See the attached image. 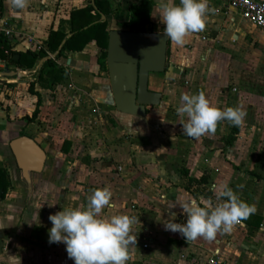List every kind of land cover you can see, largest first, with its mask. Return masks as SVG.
<instances>
[{
	"label": "crops",
	"instance_id": "obj_1",
	"mask_svg": "<svg viewBox=\"0 0 264 264\" xmlns=\"http://www.w3.org/2000/svg\"><path fill=\"white\" fill-rule=\"evenodd\" d=\"M114 1L119 13L103 15L108 31L129 30L128 7L138 1ZM152 1L144 31L164 33L157 0ZM89 4L92 0H30L17 17L0 0L1 15L13 30L10 38L0 36V170L6 172L7 187L0 195V264H75L63 242L49 243V216L86 207L93 191L105 187L114 207L101 215L137 218L131 230L137 242L130 246L127 264H208L213 255L221 264H264V31L226 10V0H209L215 11L208 13L205 30L183 47L168 38L165 72L149 75L148 88L161 93V103L147 109L145 125L115 110L94 41L59 59L47 52L28 67L37 45L47 51L49 30L67 39L70 12ZM47 60L62 68L59 79L50 67L41 74ZM232 66L251 73L245 92L229 101L220 87L212 97L205 76L229 73ZM31 89L40 97L39 113L26 123L37 102ZM199 92L221 109L240 105L247 113L244 123L234 126L224 120L215 134L199 139L184 135L187 117L177 114L181 96ZM21 132L46 150L44 168L31 174L29 187L16 162L4 165L8 142ZM223 184L256 209L232 232L218 233L211 242H187L180 233L165 230L173 220L186 223L181 203L226 201H217L213 190Z\"/></svg>",
	"mask_w": 264,
	"mask_h": 264
},
{
	"label": "clouds",
	"instance_id": "obj_2",
	"mask_svg": "<svg viewBox=\"0 0 264 264\" xmlns=\"http://www.w3.org/2000/svg\"><path fill=\"white\" fill-rule=\"evenodd\" d=\"M6 7L19 17L27 9L30 0H5ZM159 17L164 25V36L173 45L183 47L188 38L206 28L209 0H157ZM2 23V21H0ZM177 114L186 116L182 123L183 134L199 139L215 134L218 123L227 120L234 126L244 123L247 115L240 106L217 107L204 92L184 93ZM217 201L211 199H192L179 204L187 215L186 223H165V230L178 232L188 241L203 238L214 241L218 233H230L235 225L255 212V206L239 199L226 184L213 186ZM112 192L108 187L96 189L89 197L87 206L68 208L49 216L52 227L49 230V243L63 242L69 259L75 264H127L130 259V246H136L137 237L131 235L132 226L137 222L135 216L121 213L103 216L110 203ZM203 205V206H201ZM175 216V213H173Z\"/></svg>",
	"mask_w": 264,
	"mask_h": 264
},
{
	"label": "water",
	"instance_id": "obj_3",
	"mask_svg": "<svg viewBox=\"0 0 264 264\" xmlns=\"http://www.w3.org/2000/svg\"><path fill=\"white\" fill-rule=\"evenodd\" d=\"M104 19L101 15V20ZM64 43L65 40L62 45ZM167 44L168 38L164 33L134 30L108 32L105 64L117 112L134 116L149 125L147 109L158 107L161 103V93L148 88L149 75L165 72ZM19 73L23 74L21 71ZM8 147L29 187L31 174H39L44 168V146L27 136H20L9 141Z\"/></svg>",
	"mask_w": 264,
	"mask_h": 264
},
{
	"label": "trees",
	"instance_id": "obj_4",
	"mask_svg": "<svg viewBox=\"0 0 264 264\" xmlns=\"http://www.w3.org/2000/svg\"><path fill=\"white\" fill-rule=\"evenodd\" d=\"M137 1V3H132L128 7L129 20L126 25H128L130 31H133L135 27H139L140 31H144L145 27L150 24V16L154 7L152 0ZM119 7L120 4H116L114 0H94L92 5L89 4L85 8L72 10L70 12L71 35L64 39L65 35L63 33L51 28L46 41L47 51L34 52L28 67L32 68L36 59L47 57V52L51 54L57 53L56 59H59L65 53L81 52L89 43L94 41L100 50L99 65L103 71H106L105 59L109 31L107 29L108 23L106 20H101V15L109 16L119 13ZM64 40L65 43L59 49ZM46 67L51 68L55 80L61 77L59 74L62 72V68L56 66L54 60H47L43 64L40 70L41 74ZM31 93L37 97V102L31 117L25 119L26 123L34 122L39 113L40 97L32 89ZM23 135L21 132L20 136ZM6 190V172L0 170V195L3 196Z\"/></svg>",
	"mask_w": 264,
	"mask_h": 264
},
{
	"label": "rangeland",
	"instance_id": "obj_5",
	"mask_svg": "<svg viewBox=\"0 0 264 264\" xmlns=\"http://www.w3.org/2000/svg\"><path fill=\"white\" fill-rule=\"evenodd\" d=\"M231 70L229 73L223 74L221 72L208 73L205 76L204 83L207 88H210V93L212 97H216V91L221 90L223 95L231 98L229 101H232L234 98L240 97V93L245 92L243 89L245 84H248L251 81V73L246 72L245 70L240 71L239 66L230 67ZM237 90V91H236ZM238 96V97H237ZM233 98V99H232ZM0 150H3L2 146H0ZM7 157L4 165L9 167V165L14 166L15 160L8 148H6ZM210 261V260H209ZM208 261V262H209Z\"/></svg>",
	"mask_w": 264,
	"mask_h": 264
},
{
	"label": "built area",
	"instance_id": "obj_6",
	"mask_svg": "<svg viewBox=\"0 0 264 264\" xmlns=\"http://www.w3.org/2000/svg\"><path fill=\"white\" fill-rule=\"evenodd\" d=\"M226 10L236 12L242 19L246 20L252 26L264 31V2L261 0H226ZM0 36L10 38L13 34L11 25L3 19L0 11ZM43 49V46L37 45V50ZM44 50V49H43ZM8 54V52H5ZM0 60V67L3 65ZM148 245H143L147 249ZM216 257V255H215ZM213 255L208 264H221Z\"/></svg>",
	"mask_w": 264,
	"mask_h": 264
}]
</instances>
